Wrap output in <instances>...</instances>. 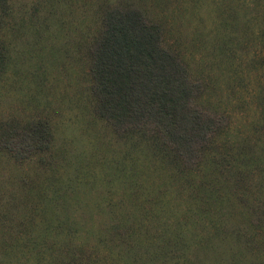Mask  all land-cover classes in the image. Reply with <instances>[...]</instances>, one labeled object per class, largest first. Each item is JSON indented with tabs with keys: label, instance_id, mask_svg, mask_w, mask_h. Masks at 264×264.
<instances>
[{
	"label": "rangeland",
	"instance_id": "1",
	"mask_svg": "<svg viewBox=\"0 0 264 264\" xmlns=\"http://www.w3.org/2000/svg\"><path fill=\"white\" fill-rule=\"evenodd\" d=\"M127 1L160 25L163 44L201 82L195 103L227 116L193 167L155 134L116 133L93 111L88 45L104 8ZM0 43V125L43 119L52 133L25 158L0 151V259L46 264L50 248L37 258L19 243L38 236L46 247L77 231L65 224L76 220L89 226L75 234L84 243L91 235V261L118 264L99 242L102 218L138 219V234L169 237L167 222L178 217L188 241L169 243L165 264H213L212 253L227 264L225 238L244 205L258 204L264 180V0H0ZM252 234L254 246L264 243L256 225Z\"/></svg>",
	"mask_w": 264,
	"mask_h": 264
},
{
	"label": "trees",
	"instance_id": "2",
	"mask_svg": "<svg viewBox=\"0 0 264 264\" xmlns=\"http://www.w3.org/2000/svg\"><path fill=\"white\" fill-rule=\"evenodd\" d=\"M134 3L137 2L108 4L102 12L97 35L88 45L93 111L116 133L142 129L145 133L155 134L161 145L177 155L183 167H193L201 156L202 147L226 125L227 116L195 103L194 97L202 89L201 82L191 78L185 65L163 44L160 25ZM6 62L4 45L0 43V70ZM51 139L50 126L43 119L32 120L26 125L14 122L0 125V151L14 158L22 159L47 147ZM255 193H258V204L251 201L244 205L243 221L233 228L235 236L225 238L229 241L225 249L230 250L223 251L229 254L227 264H264V255L257 256L254 249L259 246L264 249V243L258 242L254 246L252 234L256 225L262 233L260 238L264 239V180ZM129 220L111 216L100 220V229L105 233L100 235L99 242L108 252L115 250L109 252L112 254L110 259L118 264H165L168 262V244L181 248L188 241L180 234L178 217L167 222L172 230L169 237L162 235L160 230L146 236L139 230L138 234V219ZM74 221L65 224L77 231H89L86 223L75 226ZM110 222H116L115 228ZM61 223L54 225L62 229L65 224ZM77 231L66 238L58 237L56 241L52 238L46 247L35 238L38 236L26 237L19 243L24 249L22 255L34 252L38 258L50 248L48 258L51 259L46 264H101V260L98 263H94L97 259L91 261L92 251L87 245L91 235H85L87 244L78 242ZM44 239L50 242L49 236ZM54 244L58 253L52 254ZM9 245L11 249H18ZM59 245L63 246L61 251H58ZM11 249L5 247L2 251L6 253ZM220 257V253H212V259H218L212 263L220 261ZM0 264L14 262L7 256L0 259Z\"/></svg>",
	"mask_w": 264,
	"mask_h": 264
}]
</instances>
